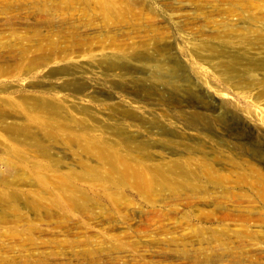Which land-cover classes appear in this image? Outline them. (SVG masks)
Wrapping results in <instances>:
<instances>
[{
    "label": "rangeland",
    "instance_id": "rangeland-1",
    "mask_svg": "<svg viewBox=\"0 0 264 264\" xmlns=\"http://www.w3.org/2000/svg\"><path fill=\"white\" fill-rule=\"evenodd\" d=\"M0 264H264V0H0Z\"/></svg>",
    "mask_w": 264,
    "mask_h": 264
}]
</instances>
